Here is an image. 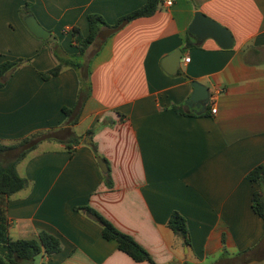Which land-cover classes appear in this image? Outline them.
Here are the masks:
<instances>
[{"label": "crops", "instance_id": "0c3cea01", "mask_svg": "<svg viewBox=\"0 0 264 264\" xmlns=\"http://www.w3.org/2000/svg\"><path fill=\"white\" fill-rule=\"evenodd\" d=\"M145 1L0 0V63L29 59L1 80L0 141L10 144L68 120L65 127L81 137L71 150L41 141L17 165L28 185L0 194V264H9L2 253L7 239H37L41 230L59 239L60 250L30 264H149L104 238L83 206L132 236L155 264H212L222 248H252L250 264H264V217L252 204L256 191L264 199V185L247 176L264 167V0H171L168 6L162 0L152 15L89 46L83 84L72 67L40 76L56 59L19 14L27 3L73 55L70 29L87 35L88 14L114 25ZM195 11L226 27L232 46L211 37L197 42L188 31ZM179 50V68L168 74L162 59ZM192 80L209 89L201 113L187 103ZM63 107L75 111L67 117ZM91 141L110 168L111 185ZM172 211L186 220L189 246L167 225Z\"/></svg>", "mask_w": 264, "mask_h": 264}, {"label": "trees", "instance_id": "16d2710c", "mask_svg": "<svg viewBox=\"0 0 264 264\" xmlns=\"http://www.w3.org/2000/svg\"><path fill=\"white\" fill-rule=\"evenodd\" d=\"M162 0H146L145 3L134 9L133 11L121 16L114 25H109L103 17L96 13L87 15L88 33L82 35L79 28L73 26L70 29L72 41L77 51L73 55L67 54L57 41H47L50 44L52 54L56 59V64L52 68L39 72L43 79H48L58 74L64 67H72L79 72L81 83L86 82L88 75V62L86 61V51L90 45L96 43L97 33L103 27H112L118 25L122 20L130 21L138 17H146L152 15L158 8ZM30 13L29 5L26 3L19 9V14L23 18ZM189 43V42H188ZM29 59L18 58L12 61H4L0 63V86L4 83L1 81V76L10 68L17 67L23 63L28 62ZM83 90H80V93ZM81 95V94H80ZM62 111L67 117H70L75 111L74 108L63 107ZM66 124H70L68 120L66 123L50 127L45 130L34 131L13 143L5 144L0 141V194L7 197L22 190L28 185V180L19 175L17 165L25 159L28 154L34 150L37 145L44 140H54L64 143L65 149L71 150L70 143H78L81 137L73 136L72 132L66 128ZM95 129L86 131V134L92 136ZM90 146L94 155L100 156L97 150V145L94 141L90 142ZM105 160V159H103ZM103 172V176L108 185H111L110 168ZM248 178L258 183L260 186L264 185V167L257 165L252 168L248 174ZM252 204L254 210L264 217V199L260 191H256L252 195ZM83 212L97 221L102 228V236L106 239H113L117 242L118 248L129 255L135 261H147L149 264H155L147 250L142 247L132 236L118 230L109 220L104 218L96 210L89 206L78 207ZM167 225L172 229L174 234L182 239L186 246L190 245V236L186 225L185 218L177 211H172ZM264 240V237L262 238ZM60 250L59 239L46 231H39L37 239H7L6 244L2 247V253L9 264H30V262L37 255L49 256ZM252 248L242 251L230 252L226 248H222L218 258L212 264H250V253ZM2 263V262H0ZM168 264H177L170 262ZM190 264V263H183Z\"/></svg>", "mask_w": 264, "mask_h": 264}, {"label": "water", "instance_id": "95a60500", "mask_svg": "<svg viewBox=\"0 0 264 264\" xmlns=\"http://www.w3.org/2000/svg\"><path fill=\"white\" fill-rule=\"evenodd\" d=\"M24 23L27 28L36 36L47 41H55L56 37L52 33L44 28L38 23L35 17L32 14H27L24 16ZM128 21L122 20L118 25L107 27L101 29L97 33V38L100 40L106 39L108 36L114 32L121 29ZM188 31L196 36V41L200 42L206 37L213 38L217 44L222 48H230L233 44V37L230 31L218 23L217 21L211 19L210 17L204 15L200 11H195L192 22L188 27ZM181 59V51H174L169 55H166L162 59V67L168 74H175L179 68V63ZM13 67L7 70L2 76L1 80H5L10 73L13 71ZM193 87L192 93L187 101L189 105L195 103L199 108L198 113L204 112L206 110V105L210 98L209 89L203 83H200L196 80L191 81ZM86 142H89L87 139ZM96 160L99 164L100 169L105 172L106 164L100 156L96 157Z\"/></svg>", "mask_w": 264, "mask_h": 264}, {"label": "built area", "instance_id": "2783aa9c", "mask_svg": "<svg viewBox=\"0 0 264 264\" xmlns=\"http://www.w3.org/2000/svg\"><path fill=\"white\" fill-rule=\"evenodd\" d=\"M165 3L168 6V5H170L172 3V1L171 0H166ZM184 60L185 61H188L189 60V57H185ZM211 111H212V113H215L216 109L215 108H212Z\"/></svg>", "mask_w": 264, "mask_h": 264}]
</instances>
